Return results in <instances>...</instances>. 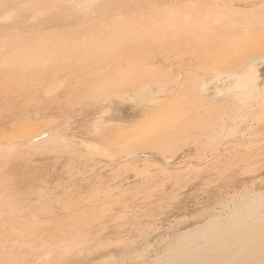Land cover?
Returning a JSON list of instances; mask_svg holds the SVG:
<instances>
[{
  "label": "bare ground",
  "instance_id": "6f19581e",
  "mask_svg": "<svg viewBox=\"0 0 264 264\" xmlns=\"http://www.w3.org/2000/svg\"><path fill=\"white\" fill-rule=\"evenodd\" d=\"M23 2L36 8L29 24L22 30L16 27L0 46V74L8 86L30 84L44 75L53 84L55 76L67 71L77 79L88 77L87 90L96 98L130 92L147 100L149 110L139 127L106 138L108 145L103 149L83 143L90 157L115 158L141 149L170 153L179 144L201 138L215 150L224 134H238L247 118L256 112L264 117V80L258 73L260 66L264 70V0H78L71 1L68 9L51 0ZM71 9L80 14L70 21L58 18ZM3 19H11L9 12ZM56 25L69 29L47 32ZM164 47L178 59L193 53L199 59L198 67L182 72L177 65L178 71L171 76L146 63L153 51ZM167 82L174 83L168 95L150 96L153 85L162 94ZM6 108L1 104L0 112ZM25 127L15 136L0 134V237L14 229L26 232L36 227L37 231L41 221L39 213H29V205L19 202L12 179L4 172L9 159L23 145L59 152L72 144L56 131L31 136L35 129ZM183 166L172 175L182 176L187 171ZM159 169L171 174L165 167ZM225 213L181 233L157 264H264V191L241 196ZM89 219V213L76 210L61 225L77 228ZM38 231L24 237L28 242L15 244L30 248L32 242L30 254L17 256L18 251L9 247L0 251V264H43L45 260L35 262L45 251L64 256L86 240L84 236L59 240Z\"/></svg>",
  "mask_w": 264,
  "mask_h": 264
},
{
  "label": "rangeland",
  "instance_id": "374dc122",
  "mask_svg": "<svg viewBox=\"0 0 264 264\" xmlns=\"http://www.w3.org/2000/svg\"><path fill=\"white\" fill-rule=\"evenodd\" d=\"M71 1L78 2L51 0L66 9ZM35 9L24 6L23 0H0V46L16 27L22 30L29 24ZM8 12L11 19L6 21L3 18ZM75 12L68 10L58 18L70 21L71 16L80 14ZM61 28L56 25L47 32L69 29ZM170 51L166 47L153 51L146 63L167 70L171 76H175L178 66H182V72L198 67L199 59L193 53L178 59ZM261 67L258 73L264 80ZM43 77L12 88L0 74V105H7L0 112V134L15 136L29 125L35 129L31 136L56 131L71 140V147L52 152L23 145L9 159L4 172L11 177L19 202L29 205V213L40 214L38 230L59 240L68 236H84L86 240L64 256L45 251L35 263L45 260L43 264H55L59 260V264H157L181 233L224 216L241 196L264 191V117L258 112L244 121L238 134H224L223 143L215 150L201 138L195 143L179 144L170 153L141 149L115 158L90 157L83 143L103 149L108 145L106 138L110 140L118 131L139 127L149 110L147 100L130 92L96 98L87 90L88 77L77 79L67 71L55 76L53 84L49 75ZM173 86V82H167L160 94L153 85L150 96L168 95ZM249 127L251 130H247ZM183 165L187 171L182 176L172 175L175 168ZM159 167L169 169L171 174L162 173ZM76 210L90 214L87 225L70 227L72 231L63 228L61 222ZM18 230L2 233L0 251L10 247L18 251L17 256L31 253L28 250L33 249L32 242L29 241L30 248L25 247L27 250L15 244L19 240L28 242L24 237L39 231L36 227L26 230L28 233Z\"/></svg>",
  "mask_w": 264,
  "mask_h": 264
}]
</instances>
